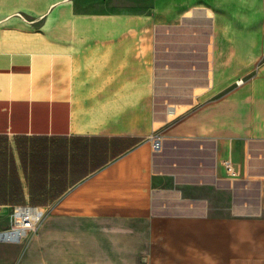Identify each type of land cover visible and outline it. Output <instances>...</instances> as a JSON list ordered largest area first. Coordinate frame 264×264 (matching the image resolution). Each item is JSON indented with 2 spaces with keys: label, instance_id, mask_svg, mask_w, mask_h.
I'll use <instances>...</instances> for the list:
<instances>
[{
  "label": "crops",
  "instance_id": "crops-1",
  "mask_svg": "<svg viewBox=\"0 0 264 264\" xmlns=\"http://www.w3.org/2000/svg\"><path fill=\"white\" fill-rule=\"evenodd\" d=\"M0 194V264H264V0H0Z\"/></svg>",
  "mask_w": 264,
  "mask_h": 264
},
{
  "label": "built area",
  "instance_id": "built-area-1",
  "mask_svg": "<svg viewBox=\"0 0 264 264\" xmlns=\"http://www.w3.org/2000/svg\"><path fill=\"white\" fill-rule=\"evenodd\" d=\"M161 145V139L159 136L154 137L153 139V148L159 149ZM227 166L230 168V162L229 160L226 161ZM23 207H36L39 209L37 206L34 205H18L14 209V226L0 231V235L4 240L7 241H19L23 236L27 234L28 231H31L35 229L36 227V221L40 220L43 215L44 211L39 209L36 212L35 219H33V216L27 212H24L22 210Z\"/></svg>",
  "mask_w": 264,
  "mask_h": 264
},
{
  "label": "trees",
  "instance_id": "trees-1",
  "mask_svg": "<svg viewBox=\"0 0 264 264\" xmlns=\"http://www.w3.org/2000/svg\"><path fill=\"white\" fill-rule=\"evenodd\" d=\"M15 187H19L18 185H15ZM15 190H11L10 193H15ZM53 198V197H51ZM23 196L21 195H17V194H10V195H4V194H0V203H12V204H23ZM47 201V199L45 200ZM31 202L33 204H38V203H42L43 199H41L40 197H34L31 196Z\"/></svg>",
  "mask_w": 264,
  "mask_h": 264
},
{
  "label": "bare ground",
  "instance_id": "bare-ground-1",
  "mask_svg": "<svg viewBox=\"0 0 264 264\" xmlns=\"http://www.w3.org/2000/svg\"><path fill=\"white\" fill-rule=\"evenodd\" d=\"M22 210H23L24 212H27V213L31 214V215L33 216V219L36 221V219H35L34 216H36V212H37L38 209H35V208H25V207H23ZM37 221H39V220H37ZM37 221H36V222H37ZM0 238L3 239V238L1 237V235H0Z\"/></svg>",
  "mask_w": 264,
  "mask_h": 264
},
{
  "label": "rangeland",
  "instance_id": "rangeland-1",
  "mask_svg": "<svg viewBox=\"0 0 264 264\" xmlns=\"http://www.w3.org/2000/svg\"><path fill=\"white\" fill-rule=\"evenodd\" d=\"M41 220V219H40ZM39 220V221H40ZM39 221L36 223V227H35V229H33V230H31V232H30V234H29V236L28 237H30L31 239H33L34 237H35V235L37 234V231H38V223H39Z\"/></svg>",
  "mask_w": 264,
  "mask_h": 264
}]
</instances>
